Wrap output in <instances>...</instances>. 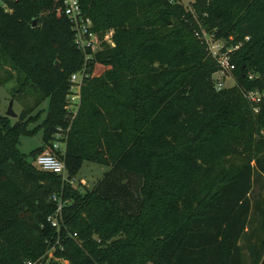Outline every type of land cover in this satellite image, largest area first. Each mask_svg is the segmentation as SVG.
I'll return each mask as SVG.
<instances>
[{"label":"trees","instance_id":"16d2710c","mask_svg":"<svg viewBox=\"0 0 264 264\" xmlns=\"http://www.w3.org/2000/svg\"><path fill=\"white\" fill-rule=\"evenodd\" d=\"M78 3L114 45L86 60L70 119L68 78L84 54L61 1L0 0V65L14 71V93L46 100L31 128L26 109L12 123L0 115V264L47 249L59 194L75 233L59 232L54 256L66 264H264V98L253 112L242 95L264 88V0ZM201 29L238 45L230 87L213 89ZM58 126H68L58 157L69 180L82 162L108 167L89 189L32 163ZM37 130L41 144L20 152L18 137Z\"/></svg>","mask_w":264,"mask_h":264},{"label":"built area","instance_id":"2783aa9c","mask_svg":"<svg viewBox=\"0 0 264 264\" xmlns=\"http://www.w3.org/2000/svg\"><path fill=\"white\" fill-rule=\"evenodd\" d=\"M61 13L67 18L71 25L73 31V44L75 47L81 51L83 56V63L79 69L71 73L68 78V88L65 95V103L63 109L66 115L72 119L78 109L79 99H80V86L84 78L87 77V68L86 60H88L93 53L103 47L102 43H105L109 47L114 45L111 38V31L104 32L100 37L93 31L90 30V20L86 17L79 7L78 0H60ZM5 8V5H2ZM5 10H7L5 8ZM204 31L201 29V34ZM245 39H247L245 37ZM207 54L215 61L217 69L212 73L211 79L213 82V89L220 90L225 87H230L225 84V78H230L232 69L234 68L233 63L230 61L229 53L236 49L238 45H233L229 51H221V48L213 40H208L202 38ZM86 49L89 50V53H84ZM252 75L248 74V78H251ZM234 84V83H233ZM232 84V85H233ZM243 97L249 101L252 105V111L257 112L258 103L261 99L264 98V88L261 91L257 90H248L242 92ZM68 130V126L64 129L60 126L55 128L50 144L47 145V150H44L37 154L33 159L32 163L40 170L52 172L54 174L60 175L62 179L71 183L64 174L65 168L63 161L58 157V155L63 153L65 145V137ZM61 149V151H60ZM60 151L58 155L55 152ZM51 199L55 201V208L51 214L46 217V221L51 228L55 231V236L52 241H47V249L38 257L34 259H28L23 261L22 264H49L50 262L61 263L63 261L66 263V260H61L54 256V251L56 249L61 250L60 244V230L63 229L66 232V235L75 238V233H69L65 224L63 223V217L61 212L62 200L59 195H52ZM62 264V263H61Z\"/></svg>","mask_w":264,"mask_h":264},{"label":"rangeland","instance_id":"374dc122","mask_svg":"<svg viewBox=\"0 0 264 264\" xmlns=\"http://www.w3.org/2000/svg\"><path fill=\"white\" fill-rule=\"evenodd\" d=\"M169 1H176L183 5L184 7L190 6V0H169ZM36 24V22L34 21ZM99 36V35H98ZM100 37V36H99ZM200 38H206L209 41L213 40V42L217 43L218 46L221 48V51H229L232 45L228 44L227 41L230 39L228 36L227 39L224 38H214L212 32H206L201 34ZM230 52V51H229ZM230 55V53H229ZM230 78H225V84L227 86L232 85L234 83L232 74L229 75ZM17 83L15 81V73L12 69L9 68L7 63L0 65V115H4L7 109L8 102L11 101V109L15 114L14 117H9L11 123L14 122L20 114V111L23 109L25 112L21 116V120H30L27 123V127L31 128L37 123L44 116L43 109L46 107V100H43L40 104L33 107V95L30 93H14L13 90L17 87ZM38 114L36 120H33L35 114ZM41 131L37 130L31 135H20L18 137L17 148L20 152L27 154L33 148L39 146L41 144L40 140ZM47 150V145L43 146V150ZM41 151V152H42ZM61 151V149H60ZM60 151L55 152L56 155L60 153ZM108 169L107 166L102 164H96L91 162H82L79 170L75 174V176L71 179V183H69L71 188H75L79 191L84 189H89L92 184L98 180L103 172ZM66 175V172L65 174ZM62 264H66L61 261Z\"/></svg>","mask_w":264,"mask_h":264},{"label":"water","instance_id":"95a60500","mask_svg":"<svg viewBox=\"0 0 264 264\" xmlns=\"http://www.w3.org/2000/svg\"><path fill=\"white\" fill-rule=\"evenodd\" d=\"M32 26H34V21L32 23ZM4 115L7 117H14L15 116V114L13 113V111L11 109V101L8 102L7 109H6V112Z\"/></svg>","mask_w":264,"mask_h":264}]
</instances>
